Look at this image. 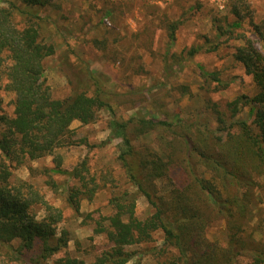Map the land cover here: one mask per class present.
Wrapping results in <instances>:
<instances>
[{"label": "trees", "instance_id": "trees-1", "mask_svg": "<svg viewBox=\"0 0 264 264\" xmlns=\"http://www.w3.org/2000/svg\"><path fill=\"white\" fill-rule=\"evenodd\" d=\"M2 1L7 5L0 6V245L6 250L0 256L9 255L23 264H50V259L67 249L71 241L68 230L58 232L64 211L30 180H14L13 170L29 161L53 156L55 166L50 171L77 181L67 188L66 203L79 213L81 199L93 200L101 183L91 174L87 161L72 169L64 168L56 151L75 144L71 128L74 121L91 124L108 104L100 92L89 95L80 89L85 78L75 84L70 79L75 90L66 98L53 97L44 61L55 53V47L42 38L44 18L38 13L52 0ZM247 6V0L234 5L232 22L224 17L226 28L214 16L218 40L206 37L205 44L194 46L188 54L216 51L229 39L240 41L235 46L234 58L253 78L257 92L231 101L230 116L214 104L221 125L214 131L199 126L193 129L179 115L171 121L138 117L115 122L122 129L125 143L119 158L138 192L125 190L111 198L112 213L97 220L95 229L106 235L111 246L98 253L90 264H127L136 257V252L128 248L151 242L158 232L166 246L160 250L170 254L167 264H237L238 256L245 253H250V264H264V243L253 245L244 237L252 204L261 188L258 179L264 176V24L251 19L253 38L241 31ZM18 16L22 20L18 21ZM163 21L168 24L166 31L173 44L181 22L169 18ZM81 73L89 80L93 78L86 70ZM200 74L209 87L215 82L223 84L217 71L200 67ZM2 91L13 95L11 114L5 109ZM245 106H250L252 124L235 120ZM159 126L175 133L181 129L176 139L184 147L182 156L177 155L173 142L166 156L151 151L138 155L133 135L146 134ZM198 166L207 170L209 177L201 176ZM160 178L170 186L165 195L157 194L156 180ZM137 194L145 196L153 207L152 214L145 219L136 215ZM36 208L44 212L40 218ZM217 220L228 225L226 245L208 236L209 228ZM53 262L88 264L84 258L71 255Z\"/></svg>", "mask_w": 264, "mask_h": 264}, {"label": "rangeland", "instance_id": "rangeland-1", "mask_svg": "<svg viewBox=\"0 0 264 264\" xmlns=\"http://www.w3.org/2000/svg\"><path fill=\"white\" fill-rule=\"evenodd\" d=\"M244 0H52V4L39 9L43 20L41 36L48 44H53L55 53L44 61L45 76L52 88L53 97L63 99L71 95L75 82L85 78L80 86L89 95L100 92L108 106L98 112L95 122L85 125L76 120L71 128L75 144L59 148L64 168L72 169L87 161L91 174L101 183V189L93 200L82 198L80 214L66 203L67 188L77 181L69 176L54 174L53 156L29 161L14 169L13 179L30 180L45 194L46 198L64 211V221L58 232L68 230L71 236L69 247L50 259L64 255L84 258L88 264L96 255L110 248L105 234H98L97 220L112 213L110 204L114 194L125 190L138 192L121 164L119 156L125 150L122 129L116 121L126 122L130 118L171 121L176 115L184 119L187 126L195 129L214 131L221 126L216 118V108L230 116L228 104L241 95L253 96L257 92L253 78L234 58L235 46L240 41H223L216 51H203L190 56L194 46L205 44L206 37L217 39L213 18L227 27L224 17L235 18L234 5ZM247 18L244 29L253 38V19L264 24V0H247ZM7 3L0 0V6ZM112 13L107 15V13ZM180 21L176 40L172 44L162 19ZM17 20H22L21 16ZM227 38V35L223 37ZM169 54V56H168ZM200 67L217 71L223 84H205ZM81 70L93 74L87 79ZM73 81V84L70 82ZM5 109L12 113L13 95L2 91ZM250 106H245L235 120H245L252 124ZM176 133L159 126L146 134L133 135L138 155L151 151L166 156L173 142L177 155L182 156L184 147L176 139ZM0 127V135H1ZM181 152V154H180ZM2 154L0 151V160ZM32 168V170H31ZM201 176L209 177L202 166H198ZM261 188L252 204L248 229L244 233L247 242L264 243V176L259 178ZM157 194L165 195L170 186L164 179L156 180ZM39 210V211H37ZM136 215L145 219L153 212L147 198L137 194ZM40 218L43 211L36 208ZM229 228L224 220H217L209 228V238L228 243ZM19 242H14L17 247ZM0 245V255L6 249ZM162 233H155L149 243L131 246L136 252L127 264H167L170 254L165 249ZM250 253L238 256L237 264H250ZM32 255H30L31 257ZM0 264H23L9 255L0 256Z\"/></svg>", "mask_w": 264, "mask_h": 264}]
</instances>
